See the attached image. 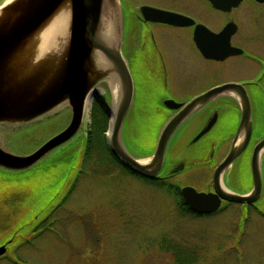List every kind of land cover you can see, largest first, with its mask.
<instances>
[{"label": "rangeland", "instance_id": "1", "mask_svg": "<svg viewBox=\"0 0 264 264\" xmlns=\"http://www.w3.org/2000/svg\"><path fill=\"white\" fill-rule=\"evenodd\" d=\"M6 2L0 0V6ZM182 2L170 0L169 4L178 7ZM190 2L198 7L205 23L213 27L221 23V13L206 3ZM236 16L242 34L262 36L264 24L261 29L252 24L264 21V11L246 2ZM126 50L123 54L135 80V97L123 142L131 154L147 160L172 113L164 102L173 100V95L169 90L160 93V88L144 85L138 51ZM240 67L242 74H222L220 82L245 77L249 68ZM206 78L201 89L212 80ZM102 87L110 100V85L103 83ZM93 107L94 101L92 109L85 112L82 130L33 167L22 171L0 167V246H7L0 264H264V154L259 201L248 207L232 203L218 213L195 216L182 210L186 207L181 205L178 191L163 186L165 183L151 184L108 155L101 157L94 152L86 156ZM227 112L217 128L188 150L190 141L204 127V122L197 123L187 135L188 145L179 152L188 155L190 151L192 156L208 146V153L209 145L215 143L216 162H220L230 152L235 133L234 128L223 130ZM71 119L70 107L63 106L39 120L0 128V145L15 155L28 156L66 129ZM239 121L237 118V125ZM253 122L252 145L225 175L236 190L252 188V146L264 134V115L254 116ZM191 163L187 158L186 170L172 183L200 190L210 187L211 172L198 177L190 171ZM166 171L164 164L162 177ZM225 184L228 186L227 181Z\"/></svg>", "mask_w": 264, "mask_h": 264}, {"label": "water", "instance_id": "2", "mask_svg": "<svg viewBox=\"0 0 264 264\" xmlns=\"http://www.w3.org/2000/svg\"><path fill=\"white\" fill-rule=\"evenodd\" d=\"M216 9L230 11L242 0H208ZM147 20L175 26L193 25L184 15L153 7H143ZM66 17L63 44L56 50L37 54L39 37L55 18ZM111 24V41L105 38ZM230 24L222 32L213 33L197 25L195 42L208 59L224 60L235 52L230 44ZM225 39L224 44L218 43ZM207 40L213 43L208 45ZM124 22L119 0H12L0 6V128L17 127L50 115L63 106L72 112L70 124L61 133L28 156L15 155L0 145V167L27 170L50 152L74 138L83 128L85 112L92 109L97 95H105L103 83L114 78L119 83L116 110L110 97L109 148L121 165L137 175L154 179L162 171L171 138L194 113L221 95L238 98L241 119L232 148L214 172V192H198L194 187L182 189L185 203L200 214H211L222 202L253 205L262 196L261 170L264 138L256 143L251 159L253 188L247 194L228 190L223 175L248 148L253 135L252 105L243 85L226 83L216 86L187 104L166 100L165 107L178 113L163 128L155 152L146 160L134 156L123 142V129L135 97L134 78L123 54ZM214 51V53H211ZM110 85V84H109ZM213 119L196 136L194 142L206 135ZM7 246H0V258Z\"/></svg>", "mask_w": 264, "mask_h": 264}, {"label": "flooded vegetation", "instance_id": "3", "mask_svg": "<svg viewBox=\"0 0 264 264\" xmlns=\"http://www.w3.org/2000/svg\"><path fill=\"white\" fill-rule=\"evenodd\" d=\"M119 1L123 10L124 22L123 51L126 49L138 51L140 81L144 85L158 87L161 89L160 93L161 91L169 90V92H171L173 95L170 96L171 99L178 103L187 104L194 98L216 86L226 83H236L245 87L251 101L253 117L264 115V27L262 28V36L260 37H256L253 34L250 35V33L249 35L242 34L241 23L239 18L236 16V12L246 2H249L253 9L255 8L259 11H264V0H242L238 7L232 8L230 11L218 10L208 0H192L206 3L213 11H217L223 15L221 23L217 27H213L201 19L200 10L197 6L190 2L191 0H183L182 4L178 7L170 6V0ZM146 6L184 15L193 20L194 24L189 26H175L159 21L147 20L142 14V8ZM229 24L231 26L230 44L232 47L236 48L235 52L226 57L224 60L206 58L198 49L195 42L196 26L204 25L213 33L218 34L222 32L223 29ZM263 24L264 21L262 23L256 22L252 25L256 29H261ZM207 42L208 45L213 46L211 41L207 40ZM224 42L225 39L218 41V43L222 44H224ZM211 53H214V51H211ZM203 61H206V63ZM246 65L249 68V72L245 77L236 79L234 78L220 82L219 77L222 76V74L226 76L227 74H242L240 71V66ZM204 66L207 67L204 68ZM205 77H207V80L211 77L212 80L209 81L210 84L207 85L205 89H201L203 87L200 85ZM170 111H172V113L169 116L168 121L178 113V110ZM226 111H228L226 113L228 120L223 124V130L228 132L234 128L235 138L240 123L239 121L238 125L236 124L237 118L241 119V108L238 98L233 95L218 96L207 103L198 112L189 117L177 129L171 138L166 152L164 164L167 171L164 173L163 177L162 175H159L152 180H145L154 185L163 182L165 183L163 186H166L169 189L174 188L178 192L180 190L181 194L182 188L186 186L194 187L199 192H214V172L218 165L225 158L224 156L220 162H216L217 145L215 143H211L209 145L208 153V146H203L198 149L196 154L192 156H190V151L188 155H185L184 153L179 152V150H181L183 146H186V140L188 137L187 135L194 131L197 123L201 124L204 122V127L201 129L202 131L208 125V123L214 119L215 124L209 131L211 132L219 126ZM255 128L256 126L254 125V129ZM198 134H196V136ZM263 138L264 134L255 139L252 146V151L255 144ZM194 139L190 141L189 145L187 144L188 150L189 147L191 148V145L195 143ZM252 141L253 140L251 139L249 145H252ZM233 142L234 139L231 142L232 145ZM187 158L192 161L191 165L193 164L190 171L196 172L198 177L202 175L204 176L206 173L211 172L212 175L210 187L205 190H200L192 185L180 187V182L172 183L173 179H175L178 174L186 170ZM234 165L232 166L233 169ZM167 181L169 184L166 183ZM225 181H227L228 187L232 192L245 194L251 191V188L246 191L238 189L236 190L227 180V176H225ZM231 204L232 203L230 202L223 201L221 208L215 213H218L224 208L226 209ZM241 205H244V207L251 206L248 204ZM184 210L195 216L209 215L193 213L189 207H186Z\"/></svg>", "mask_w": 264, "mask_h": 264}, {"label": "trees", "instance_id": "4", "mask_svg": "<svg viewBox=\"0 0 264 264\" xmlns=\"http://www.w3.org/2000/svg\"><path fill=\"white\" fill-rule=\"evenodd\" d=\"M92 117L93 126L87 135L86 147L88 153H86V156L88 157L94 152L101 153V157L102 154L108 155L123 169L134 174V172L121 165L110 151L107 135L110 124V105L106 95H97L95 97ZM134 151L136 152V150Z\"/></svg>", "mask_w": 264, "mask_h": 264}, {"label": "bare ground", "instance_id": "5", "mask_svg": "<svg viewBox=\"0 0 264 264\" xmlns=\"http://www.w3.org/2000/svg\"><path fill=\"white\" fill-rule=\"evenodd\" d=\"M12 0H7L10 2ZM66 17L61 15L51 23V25L41 34L39 37V46L37 48L38 56H41L48 50H56L61 47L63 44V40L65 38L66 32ZM112 31L111 24L107 25L106 36L105 38L111 41ZM110 84V93L112 97V101L114 104V110H116V103L119 98V83L116 79L112 78L109 81ZM142 164L148 162V160L140 161Z\"/></svg>", "mask_w": 264, "mask_h": 264}]
</instances>
